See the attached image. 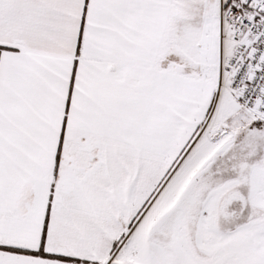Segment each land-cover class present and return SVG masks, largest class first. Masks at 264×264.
<instances>
[{
	"label": "snow or ice",
	"instance_id": "1",
	"mask_svg": "<svg viewBox=\"0 0 264 264\" xmlns=\"http://www.w3.org/2000/svg\"><path fill=\"white\" fill-rule=\"evenodd\" d=\"M0 264H264V0H0Z\"/></svg>",
	"mask_w": 264,
	"mask_h": 264
}]
</instances>
